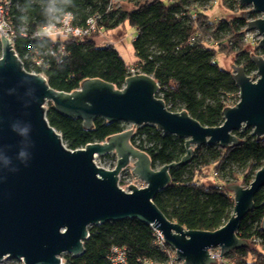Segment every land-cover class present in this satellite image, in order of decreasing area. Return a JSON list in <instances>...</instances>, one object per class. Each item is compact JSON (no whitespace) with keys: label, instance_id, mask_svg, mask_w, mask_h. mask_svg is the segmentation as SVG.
Listing matches in <instances>:
<instances>
[{"label":"trees","instance_id":"obj_1","mask_svg":"<svg viewBox=\"0 0 264 264\" xmlns=\"http://www.w3.org/2000/svg\"><path fill=\"white\" fill-rule=\"evenodd\" d=\"M0 1L8 2L3 16L4 30L12 39L24 69L43 75L57 91L71 93L87 79H99L122 89L130 76L129 66L113 46H99L94 41L98 33L83 38L67 36L57 42L51 37L34 36L43 27L59 25L64 16H69L70 25L78 29L86 28L89 19L94 20L101 33L123 24L133 28L136 34L132 45L137 60L132 68L156 81L157 97L169 110L176 111L173 108L179 106V111L185 110L203 126L222 125L223 109L238 102L232 72L220 68L215 56L232 57L233 63L241 65L248 76L256 71L250 58L259 49L243 43L241 35L247 23L257 16L248 14L238 0H219V7L228 15L218 21L211 20L213 12L208 13L217 0ZM113 2L120 3L121 8L114 9ZM6 22L24 29L9 31ZM59 45L64 49L62 53ZM46 119L71 151L102 143L123 132V123H107L102 119H96L90 130L84 129L81 120L59 114L51 103L46 104ZM250 131L235 133L240 140L238 146L194 147L189 164L169 171L170 185L153 200L167 219L188 230L206 232L216 231L226 223L234 206L233 194L227 186L248 187L264 165V138L257 139ZM130 142L149 156L153 169L179 162L186 154L183 139L163 134L151 125L136 128ZM232 162L240 163L239 172L227 170ZM204 170L215 173L220 182L201 181L199 177ZM263 219L264 189H261L237 233L248 242L249 248L227 255L240 256L236 264H264ZM88 231L83 256H67L63 264H119L111 259L114 249L125 254L124 264H166L174 260L175 255H171L174 251L168 246L160 250L155 245L154 231L136 220L109 222L92 226ZM256 237L262 239L258 248L252 243Z\"/></svg>","mask_w":264,"mask_h":264},{"label":"water","instance_id":"obj_2","mask_svg":"<svg viewBox=\"0 0 264 264\" xmlns=\"http://www.w3.org/2000/svg\"><path fill=\"white\" fill-rule=\"evenodd\" d=\"M238 2L250 7L248 14L257 16L247 23L246 32H257L261 37L257 48L264 50V0ZM250 59L256 68L255 79L243 67L231 66L238 102L223 109L222 125L208 127L185 110H169L157 97L158 84L146 74L127 77L122 89L87 79L71 93L54 90L43 75L24 69L12 42L1 36L0 262L63 264L62 254L83 256L90 227L123 220L153 227L181 264H215L210 249L228 255L249 248L237 233L253 208L255 195L264 189V165L248 187L227 186L233 194L232 214L213 232L188 230L167 219L153 200L170 185L169 171L190 163L194 147L238 146L235 133L246 129L257 139L264 138V57ZM47 103L59 114L81 120L87 130L96 119L131 124L135 129L154 126L163 134L183 139L186 154L179 162L153 169L149 156L131 144L133 129L71 151L49 125ZM109 154L116 156L113 169L95 165L96 156ZM131 163L132 176L145 186L129 185L125 192L118 186L119 175Z\"/></svg>","mask_w":264,"mask_h":264},{"label":"rangeland","instance_id":"obj_3","mask_svg":"<svg viewBox=\"0 0 264 264\" xmlns=\"http://www.w3.org/2000/svg\"><path fill=\"white\" fill-rule=\"evenodd\" d=\"M212 10L209 12H213L211 16V20L215 19L216 21L220 20L221 18L226 17L228 14L225 13L220 7H219V0H217V3H214V5L211 7ZM248 10L250 7H245ZM207 10V9H206ZM226 14V15H225ZM5 18V17H4ZM9 18V17H8ZM4 22V19H3ZM6 27L9 31L11 30H16L20 29L23 31L24 27L20 26L14 27L12 24L10 25L9 22H6ZM135 30L131 27H129L127 24L119 25L116 28L108 31V32H102L100 34H97L96 36L93 37L94 41L97 43L99 46L103 45H109V46H114L115 50L119 53V55L123 58L124 62L128 64L129 68H132V65L134 62L137 60V57L135 55L134 49H133V39L135 38ZM107 36V37H106ZM111 40L112 42H105V40ZM251 46V45H249ZM258 56L264 57V50L259 49L258 51ZM214 61L220 66L225 71H231L232 72V67L231 66H241L233 63V58L232 57H227L223 54H218L215 56ZM254 79V76L252 77ZM238 100V99H237ZM237 100H235L237 102ZM234 101V100H233ZM233 105V104H232ZM176 111H179V106H176L173 108ZM251 129H246L243 132L240 133H246L247 131H250ZM249 134H252V130L250 131ZM64 144V143H63ZM116 160V156L114 154H109V156H96L94 158V163L97 167L107 169L108 165H111L113 161ZM128 171L131 172L132 170V163L126 168ZM227 170L239 172L240 171V163L239 162H232L229 164L227 167ZM200 178L204 180H212L213 182H220V180L217 178V175L215 173H210L209 171L206 172L205 170L203 171L202 175ZM130 183H132L135 186H140L144 187L145 184L140 182L135 176H132ZM125 186H128L129 182L125 183ZM125 186H122L125 188ZM259 247V246H255ZM264 252V249H263ZM171 255H175V253H171ZM67 256H70L69 254H62L61 259L62 263L66 261ZM176 256H174V260ZM231 262L234 264L237 263V259H240V256L233 255L232 257L228 258ZM0 264H23L22 261H17V260H6L0 262ZM177 264H181L180 262L177 261Z\"/></svg>","mask_w":264,"mask_h":264},{"label":"built area","instance_id":"obj_4","mask_svg":"<svg viewBox=\"0 0 264 264\" xmlns=\"http://www.w3.org/2000/svg\"><path fill=\"white\" fill-rule=\"evenodd\" d=\"M7 4H8V2H6V4H1V1H0V35L7 37L12 42V39H10V37L8 36V34L4 30L5 26H4V22H3V16L7 12ZM112 6L114 7V9L121 8V4L118 2H113ZM86 25H87L86 28H83V29L73 28L70 25V17L64 16L60 20L59 25H51L49 27H43L39 32L35 33L34 36L38 37V38L51 37L54 39V41L57 42L59 39H62V38L67 37V36H72V37H76V38H83V37L88 36L92 33H98V34L101 33V31L96 27L93 19H89L87 21ZM260 39H261V37L258 35L257 32H246V30H245L243 35H241L242 42L247 44V45H251V46H257ZM108 46L109 45H106V47H108ZM63 50H64L63 47L59 45L60 53H62ZM36 64L38 65L39 61H36ZM129 72H130V76L138 74L135 72V70L133 68H130ZM255 72H253L250 75L251 78L254 76V79H255ZM130 129H133L135 132V128L131 124L123 123V132L130 130ZM115 165H116V160L113 161L111 163V165H108L106 170L113 169L115 167ZM131 178H132V174L127 169L123 170L120 173L118 186L120 187L121 190H123L125 192H129L128 186L133 185L132 183H130ZM124 182L125 183L129 182V184H127L128 186H125ZM122 186H125V188ZM137 187L143 188L140 186H137ZM150 228L154 231V233L156 235L155 245L160 250H163V248L166 247L163 236L158 231H156L153 227H150ZM252 243H253V245L260 247L261 243H262V239L259 237H256L252 240ZM113 252H114V255L111 257L112 261L114 263L124 264L125 263V254L121 250H118V249H114ZM208 252H209L210 257L216 261L215 264H234L233 262H231L228 259L227 255H220L221 252L218 248L210 249V250H208ZM6 260H11V259H5L3 261H6ZM145 264H149V263H145ZM166 264H177V261L176 260H170Z\"/></svg>","mask_w":264,"mask_h":264},{"label":"crops","instance_id":"obj_5","mask_svg":"<svg viewBox=\"0 0 264 264\" xmlns=\"http://www.w3.org/2000/svg\"><path fill=\"white\" fill-rule=\"evenodd\" d=\"M103 32H104V31H103ZM106 37H107V36H106ZM134 39H135V38H134ZM134 39H133V40H134ZM107 41H108V42H112V41L109 40V39L105 40V42H107ZM112 43H114V42H112ZM113 47H114V46H113ZM134 63H135V62H134ZM127 65H128V64H127ZM199 179H201V178L199 177ZM201 181H202V179H201ZM175 258H176V257H175Z\"/></svg>","mask_w":264,"mask_h":264}]
</instances>
